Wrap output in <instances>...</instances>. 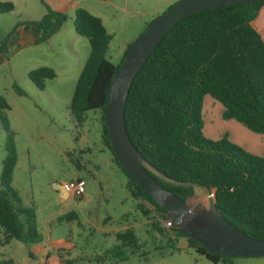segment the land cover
I'll return each mask as SVG.
<instances>
[{"label": "trees", "instance_id": "16d2710c", "mask_svg": "<svg viewBox=\"0 0 264 264\" xmlns=\"http://www.w3.org/2000/svg\"><path fill=\"white\" fill-rule=\"evenodd\" d=\"M263 5L264 0L236 3L181 19L136 75L126 104V126L134 145L159 171L185 184L157 180L183 200L193 195L194 185L213 190L217 210L246 234L262 240L264 157L231 142L227 135L219 140L206 137L203 107L205 97L210 95L224 107V119H235L250 131L264 134V40L252 25ZM46 8L40 20L23 26V38L35 27L37 45L47 42L72 18L48 5ZM13 9L11 2H0V13ZM73 23L77 34L89 40L91 53L77 80L71 112L82 122L87 111H101L103 143L127 175L130 195L153 206L166 220L160 205L117 160L105 123L111 84L133 42L115 64L107 58L112 36L100 17L78 8ZM6 43L7 39L0 52L7 50ZM28 75L39 89H44V80L54 78L56 72L41 66ZM15 89L25 94L16 84ZM0 109H10L2 95ZM0 119L7 132L0 174V247L13 240L39 243L42 235L37 210L33 204L26 205L13 186L18 163L14 132L6 115L0 114ZM177 235L185 237L190 247L212 262L231 259L208 251L180 232ZM117 238L122 242L117 249L137 245L131 230L117 233ZM4 263L12 264V260ZM65 264L74 261L66 260Z\"/></svg>", "mask_w": 264, "mask_h": 264}, {"label": "rangeland", "instance_id": "374dc122", "mask_svg": "<svg viewBox=\"0 0 264 264\" xmlns=\"http://www.w3.org/2000/svg\"><path fill=\"white\" fill-rule=\"evenodd\" d=\"M178 1L0 0L14 5L13 10L0 13V47L7 39V50L0 52V95L10 105V109H0V114L10 122L18 151L13 186L26 205L35 206L41 226L53 217L54 233L75 246L74 264H264V257H233L215 263L190 247L185 237L165 226L153 206L130 195L127 175L103 143L101 111H87L80 122L70 109L77 80L91 53L89 40L75 31L74 12L68 13L73 2L103 20L112 36L107 58L118 64L125 46ZM46 5L65 7L63 12L72 18L51 41L20 49L22 27L40 20ZM41 66L56 72L54 78L44 80V89L28 75ZM15 84L24 95L17 93ZM209 100L216 102V111L221 103L207 95V107ZM253 134L240 133L241 147L264 157V134ZM6 138L0 119V174ZM76 175L86 180L84 197L63 200L67 193L61 187L62 197L58 184ZM200 199L208 204L205 194ZM126 230L133 231L137 245L117 249L122 245L117 233ZM15 244L18 241L1 251L0 259L9 253L20 257L22 251Z\"/></svg>", "mask_w": 264, "mask_h": 264}, {"label": "water", "instance_id": "95a60500", "mask_svg": "<svg viewBox=\"0 0 264 264\" xmlns=\"http://www.w3.org/2000/svg\"><path fill=\"white\" fill-rule=\"evenodd\" d=\"M257 0H180L155 18L133 42L114 78L105 113L111 147L129 175L160 205L171 230L201 243L208 251L224 257H264V240L249 236L230 223L216 208L213 190L194 185L192 196L183 200L157 179L182 185L152 165L132 142L126 126V104L132 83L160 41L184 17L215 7ZM60 185V184H58ZM62 196L65 192L61 188ZM208 197V204L201 201ZM213 194V196H212Z\"/></svg>", "mask_w": 264, "mask_h": 264}, {"label": "crops", "instance_id": "0c3cea01", "mask_svg": "<svg viewBox=\"0 0 264 264\" xmlns=\"http://www.w3.org/2000/svg\"><path fill=\"white\" fill-rule=\"evenodd\" d=\"M72 6H73L72 11L71 10L68 11L70 15L72 14V12H75L76 9L80 8L76 2H73ZM64 8L65 7H60V8H55L54 10L63 12L66 10ZM252 25L260 33V35L264 40V5L261 7L256 18L252 22ZM62 29L63 27L60 29V31ZM22 33H23V27L21 30V34ZM37 37L38 34L35 30V27L32 26L30 32L26 35L25 38L21 36L19 42L20 49L28 45H37L34 43V40ZM52 37L47 42L51 41ZM129 44H127L125 48H127ZM125 50L126 49L123 50V53L125 52ZM221 105L217 104L218 111L217 110L215 111L214 107L216 106V102L209 100L208 107L204 103L203 117L205 122L204 131L206 133V137L213 140H219L227 135L228 139L231 142L239 146H242L244 142L241 141V139L239 138L240 133L245 136L252 137L254 136L253 132H251L248 128H246L243 124L239 123L235 119H224L223 118L224 107ZM74 178H83V177L80 175H76L72 177L71 180ZM67 198L69 197L66 196V198L64 199L62 198V199L66 200ZM37 219H38V229L42 235V240L39 243H35V244H25L18 241L19 244H15V247L16 249H20L22 251V255L20 257H15L12 253H9L7 254V256H5V259L4 258L0 259V264H3V262L7 260H12V264H65L66 260L74 261L72 256V250H73L72 247L75 248V246L71 243L69 239H66L65 237L57 236L54 233L55 226L53 225V217L51 215L48 217L45 226L40 225L41 221L39 219L38 213H37ZM182 240L185 244V240L184 239ZM13 241H11L6 246L0 247L1 249L0 252L6 249L9 245H11ZM3 255L5 254L3 253Z\"/></svg>", "mask_w": 264, "mask_h": 264}, {"label": "built area", "instance_id": "2783aa9c", "mask_svg": "<svg viewBox=\"0 0 264 264\" xmlns=\"http://www.w3.org/2000/svg\"><path fill=\"white\" fill-rule=\"evenodd\" d=\"M62 188L67 193L68 197L72 198H83L84 194L86 192V180L83 178H74L72 180H69L65 183H63ZM213 196V194H212ZM165 226L172 227V221L170 219H166L164 221Z\"/></svg>", "mask_w": 264, "mask_h": 264}]
</instances>
